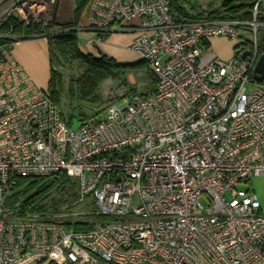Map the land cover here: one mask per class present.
Wrapping results in <instances>:
<instances>
[{
  "label": "built area",
  "instance_id": "obj_1",
  "mask_svg": "<svg viewBox=\"0 0 264 264\" xmlns=\"http://www.w3.org/2000/svg\"><path fill=\"white\" fill-rule=\"evenodd\" d=\"M55 1L7 0L0 24L47 26ZM249 1L248 20L190 22L168 0H91L89 28L132 32L128 50L156 85L107 99L103 117L74 129L11 55L21 39L0 33V264H264L249 185L264 180V0ZM213 39L232 43L228 59ZM58 173L100 217L90 230L11 203L19 179Z\"/></svg>",
  "mask_w": 264,
  "mask_h": 264
},
{
  "label": "trees",
  "instance_id": "obj_2",
  "mask_svg": "<svg viewBox=\"0 0 264 264\" xmlns=\"http://www.w3.org/2000/svg\"><path fill=\"white\" fill-rule=\"evenodd\" d=\"M90 1L76 0L72 20L62 26L56 24L54 15L47 26L37 24L24 26L12 19H7L0 24L1 34L15 35L21 40L47 39L49 80L44 91L59 110L61 108L63 82L56 66H70L74 62L84 65V71L72 80L74 87L68 92L69 102L73 104L69 115V124L74 117L78 119L79 123L87 120L98 121L101 118L100 115L104 112V109L99 110L102 104L99 99L101 86L107 81L115 80L119 73L131 70L135 66L144 65L149 90L146 94L140 95L145 96L152 93L156 85L155 77L141 61L122 65L104 56L96 58L92 55H84L79 51L77 24L81 13ZM205 4V12L199 13L198 0H168L170 12L178 21L248 20L250 18L251 4L249 0H205ZM103 36H107V34ZM7 42V40L0 39V45ZM233 50L235 53L237 47H234ZM259 50L260 55H264V35L259 40ZM122 86L123 83L121 82L118 87ZM133 94L135 93H129V95ZM84 109L91 111V113L86 114ZM77 199V182L75 179L68 178L64 173L46 178L19 179L10 195L11 203L21 202L19 211L21 215H24L25 212L36 214L40 217V221L59 223L67 229L85 232L91 229V224L82 220L71 221L69 217L80 216L94 221H99L100 217L95 214L94 208L87 211L88 202L77 204ZM76 209L79 211L75 213Z\"/></svg>",
  "mask_w": 264,
  "mask_h": 264
},
{
  "label": "crops",
  "instance_id": "obj_3",
  "mask_svg": "<svg viewBox=\"0 0 264 264\" xmlns=\"http://www.w3.org/2000/svg\"><path fill=\"white\" fill-rule=\"evenodd\" d=\"M72 13L73 12L65 15L60 13L56 14V24L62 26L69 23L72 20ZM77 31L78 49L84 55H92L96 58L104 56L122 65L134 64L140 61L135 54L128 50V46L133 38L132 32L121 31L104 33L107 34V36H103V33L99 35L101 32H95L93 29L89 28V11L87 8L79 17ZM219 40L221 39L211 40L210 48L212 49V43L216 44ZM214 53L220 57L216 52ZM11 55L38 89L45 90L47 88L49 80V56L46 38L19 40L13 43ZM221 59L228 58L225 57ZM253 179H257L256 181H258L261 178ZM250 188L252 189L251 185ZM254 195L256 196L255 193ZM256 198L260 204V213L264 216V197L262 196V198L259 199L256 196Z\"/></svg>",
  "mask_w": 264,
  "mask_h": 264
},
{
  "label": "rangeland",
  "instance_id": "obj_4",
  "mask_svg": "<svg viewBox=\"0 0 264 264\" xmlns=\"http://www.w3.org/2000/svg\"><path fill=\"white\" fill-rule=\"evenodd\" d=\"M7 0H0V15L2 12L6 9L5 4ZM76 0H56L55 6L53 9V15L56 14H69L73 12L72 10L75 9ZM89 5V4H88ZM88 5L85 7L88 8ZM198 12L204 13L206 10V4L205 0H198ZM262 35L258 36V39L261 38ZM212 50L216 52L221 58H229L232 54V43L228 42L226 40H219L216 44H211ZM84 65L81 63L74 62L72 65H60L56 66L57 72L62 77L63 82V88H62V99H61V112L65 118V120L69 123V115L71 114V108L73 107V104L69 102L68 98V92L69 89L74 87V83H72V80L78 77L82 74L84 71ZM144 65L142 66H135L131 70H126L124 73H119L115 80H110L102 84L101 91L99 93V99L101 100L102 104L99 110L104 109L105 103L107 99H117L123 92L124 95H129L130 92H134L135 94H146L149 90L148 85V79L146 75ZM123 83L122 88L124 90H121V87H118L120 83ZM105 101V103H104ZM86 114H90L91 111L84 109ZM77 111V109H76ZM75 111V112H76ZM105 112L100 115L103 117ZM70 125L72 129L76 128L79 125V121L77 118L74 117V119L70 122ZM252 179L249 183L251 185L254 193L256 196L261 199L262 196L264 197V181L259 179ZM249 185H245L242 188H247ZM89 203L87 211H91V208L93 209L92 203L90 201H87ZM79 210L76 209L74 211L75 213ZM65 218V217H64ZM71 221H86L91 222L93 221L90 218H84L80 216H72L69 217Z\"/></svg>",
  "mask_w": 264,
  "mask_h": 264
},
{
  "label": "water",
  "instance_id": "obj_5",
  "mask_svg": "<svg viewBox=\"0 0 264 264\" xmlns=\"http://www.w3.org/2000/svg\"><path fill=\"white\" fill-rule=\"evenodd\" d=\"M254 80L257 83H260L262 80H264V55L260 56L254 68Z\"/></svg>",
  "mask_w": 264,
  "mask_h": 264
}]
</instances>
